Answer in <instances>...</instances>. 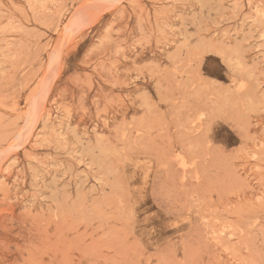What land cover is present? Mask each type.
Here are the masks:
<instances>
[{"label": "rangeland", "instance_id": "obj_1", "mask_svg": "<svg viewBox=\"0 0 264 264\" xmlns=\"http://www.w3.org/2000/svg\"><path fill=\"white\" fill-rule=\"evenodd\" d=\"M0 264H264V0H0Z\"/></svg>", "mask_w": 264, "mask_h": 264}, {"label": "bare ground", "instance_id": "obj_2", "mask_svg": "<svg viewBox=\"0 0 264 264\" xmlns=\"http://www.w3.org/2000/svg\"><path fill=\"white\" fill-rule=\"evenodd\" d=\"M152 174V173H151ZM152 176V175H151ZM152 200V199H151ZM131 214V213H130Z\"/></svg>", "mask_w": 264, "mask_h": 264}]
</instances>
